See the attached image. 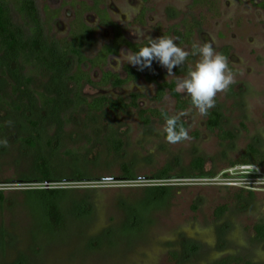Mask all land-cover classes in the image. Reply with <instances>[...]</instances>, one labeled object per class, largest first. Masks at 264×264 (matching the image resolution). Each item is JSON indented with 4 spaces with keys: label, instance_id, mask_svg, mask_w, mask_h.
Instances as JSON below:
<instances>
[{
    "label": "rangeland",
    "instance_id": "rangeland-1",
    "mask_svg": "<svg viewBox=\"0 0 264 264\" xmlns=\"http://www.w3.org/2000/svg\"><path fill=\"white\" fill-rule=\"evenodd\" d=\"M21 1L0 0L7 24L21 41H39L42 52L60 56L56 43L68 37L78 13L96 28L86 36L88 59L113 39L112 29L99 27L98 15L86 9L91 0H26L35 14ZM103 3L132 43L171 36L186 51L209 42L228 53L235 83L217 93L207 115L193 107L178 110L170 93L157 100V87L145 75L124 86L98 85L102 68L125 76V66H132L125 54L133 51L124 46L104 65H82L92 83L82 82L80 95L88 102L108 97L131 103L137 94V106L89 115L76 103L77 86L69 79L76 57H64L69 62L62 75L20 65L33 81L31 93L18 96L13 72L3 75L0 62V94L11 103H0V264H215L233 257L264 264V238L254 230L264 225V165L247 164L252 172L245 174L234 164L248 146L264 153V0ZM198 60L189 56L170 75L156 62L151 67L159 81L176 82ZM33 92L56 102L44 107ZM146 109L186 113L179 121L189 139L168 143L165 120H141L139 111ZM211 111L221 116L214 131L208 128ZM108 125L122 140L119 152L106 140ZM199 158L203 174L193 176Z\"/></svg>",
    "mask_w": 264,
    "mask_h": 264
},
{
    "label": "trees",
    "instance_id": "trees-1",
    "mask_svg": "<svg viewBox=\"0 0 264 264\" xmlns=\"http://www.w3.org/2000/svg\"><path fill=\"white\" fill-rule=\"evenodd\" d=\"M22 7L28 11L30 10L35 14V8L32 7V3L22 0ZM103 0H93V5L88 6L87 10L96 11L102 19L104 24H111L115 28V37L114 41L111 44L105 45L98 54L93 59H88L84 54V46L86 35L93 33L94 30L90 28L84 21L80 13L75 19L72 26L69 36L63 40L58 41L56 44L60 47L61 54L55 52L54 50H49L48 52H42L43 47L39 41L35 40L32 43L30 41H21L17 33L9 27L6 21V11L3 3H0V62H4L5 66L2 70V74H6L7 71L13 72L14 84H13V93L17 96L19 93L29 94L31 93L30 86L33 81L32 76L27 74H21L20 65L23 67H32L30 72L36 73L43 67L52 70L53 73L63 74L65 71H68V62L64 57L73 56L76 57L78 62L77 71L69 78L72 80L76 86L77 90L75 93L76 103L85 104L88 110V114L92 115L98 112H102L105 109L110 111H120L125 112L127 109L132 106H137V100L140 95L133 94V102L127 103L123 98H108V97H97L93 101L88 102L83 99L80 95V87L82 82L88 81L92 83V79L89 73L82 69V65L89 61L93 67L100 66L103 63H106L108 58L112 55H118L122 47L126 46L131 49L133 52L139 50L143 45L135 44L128 41L125 35L122 32V28L115 24L105 8H102ZM264 5V4H263ZM22 8V9H23ZM192 36V31L186 34V37L189 38ZM225 57L228 58V53L225 54ZM7 65V66H6ZM104 65V64H103ZM125 76H120L117 73H114L110 70H105L102 68V75L98 85H115V86H124L131 82L139 81L142 76H146L148 81L155 83L157 87L156 99L161 100L166 94L170 93L176 98L178 110L185 111L191 106L190 97L188 99H182L180 93L175 91V81L165 82L159 81L158 74L155 72L154 68L145 69L143 71L138 70L137 67L125 66ZM41 101V104L44 107H49L55 104L56 99L53 96L46 95L45 93H35ZM0 103L11 105L10 101L5 99L2 94H0ZM19 108V106H17ZM139 115L141 120L144 123H149L154 118H159L164 120L165 115H169L168 112L160 111L158 109H146L140 110ZM220 114L216 111H211L209 113L208 119V128L214 131L216 128L220 127ZM178 126H183L186 128L183 122L178 121ZM224 137L232 138L233 134L224 131ZM106 140L111 146L112 150L119 151L122 149V140L118 136L116 130L108 125L107 132L105 134ZM22 142L34 145V143L28 138H20ZM236 164H257L264 165V153L259 151L253 146H248L245 153L235 161ZM204 162L202 159H196L194 161V167L197 172L193 176H200L203 174ZM4 200L3 192L0 191V201ZM227 209V205L218 207L216 210V215L220 217L223 212ZM256 235L259 238H264V225H257L254 227ZM215 264H251L250 261L242 259L239 257L226 258L221 261L216 262Z\"/></svg>",
    "mask_w": 264,
    "mask_h": 264
},
{
    "label": "clouds",
    "instance_id": "clouds-1",
    "mask_svg": "<svg viewBox=\"0 0 264 264\" xmlns=\"http://www.w3.org/2000/svg\"><path fill=\"white\" fill-rule=\"evenodd\" d=\"M189 56H198L199 60L194 67L188 69L183 79L176 81L175 91L186 93L190 97L191 106L201 115H207L209 110L215 107L217 93L226 91L235 83L227 58L216 52L211 43L193 45L191 51H186L171 36L148 38L146 45L136 52H127L125 59L127 64L137 67L140 71L151 69L153 62H156L166 68L170 75L173 68L185 64ZM185 114L181 112L176 116H164L163 133L168 143L176 144L189 139L188 131L183 126H178L180 116ZM2 143L6 144L7 141Z\"/></svg>",
    "mask_w": 264,
    "mask_h": 264
},
{
    "label": "flooded vegetation",
    "instance_id": "flooded-vegetation-1",
    "mask_svg": "<svg viewBox=\"0 0 264 264\" xmlns=\"http://www.w3.org/2000/svg\"><path fill=\"white\" fill-rule=\"evenodd\" d=\"M91 2H92V4H91V6L93 5V0H91ZM82 4H84L83 2H81ZM102 8H105L106 9V6H102ZM106 11H107V9H106ZM93 12H94V10H93ZM94 13H96L97 15H98V17H99V27H109V28H111L112 29V31H113V39H112V41L110 42V43H108V44H111L113 41H114V37H115V28H114V26H112L111 24H104L103 22H102V19H101V17L99 16V14L95 11ZM107 13H108V11H107ZM109 14V13H108ZM110 16V15H109ZM77 18V16L75 17V19ZM111 18V17H110ZM75 19H73L74 21H75ZM111 20L115 23V24H117V25H119L120 27H121V25L120 24H118L116 21H114L112 18H111ZM74 21H73V23L72 24H74ZM85 21V20H84ZM86 23V22H85ZM87 24V23H86ZM88 25V24H87ZM89 26V25H88ZM90 28H92L93 30H94V32H95V30H96V28H94V27H91V26H89ZM122 28V27H121ZM71 29H72V26H71V28H70V32H71ZM70 32H69V34H70ZM94 32L93 33H89L88 35H93L94 34ZM122 32H123V29H122ZM124 34V33H123ZM69 36V35H68ZM87 36V35H86ZM108 44H106V45H108ZM104 47V46H103ZM102 47V48H103ZM126 47V46H125ZM101 48V49H102ZM123 48V47H122ZM111 56H115V54H112ZM110 56V57H111ZM109 57V58H110ZM114 152H119V151H114Z\"/></svg>",
    "mask_w": 264,
    "mask_h": 264
},
{
    "label": "built area",
    "instance_id": "built-area-1",
    "mask_svg": "<svg viewBox=\"0 0 264 264\" xmlns=\"http://www.w3.org/2000/svg\"><path fill=\"white\" fill-rule=\"evenodd\" d=\"M239 169L242 170L243 173L245 174H249L251 173L252 171H250L249 169L251 168L250 165H247V164H242V165H239L237 166Z\"/></svg>",
    "mask_w": 264,
    "mask_h": 264
}]
</instances>
